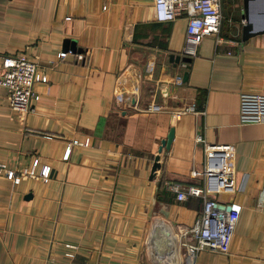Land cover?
Returning <instances> with one entry per match:
<instances>
[{
    "label": "crops",
    "instance_id": "0c3cea01",
    "mask_svg": "<svg viewBox=\"0 0 264 264\" xmlns=\"http://www.w3.org/2000/svg\"><path fill=\"white\" fill-rule=\"evenodd\" d=\"M152 1L0 0V61L23 53L46 75L22 113L0 86V264H57L65 242L77 264H163L144 241L154 222L189 225L200 210L199 197L176 200L166 187L201 183L190 174L203 159L196 134L234 145L235 189L215 200L236 217L226 252L201 250L194 264H264V120L238 117L240 92H264V31L242 39L241 0H221L218 32L173 64L185 18L156 20ZM263 10L250 0L257 25ZM189 101L196 110L175 117Z\"/></svg>",
    "mask_w": 264,
    "mask_h": 264
},
{
    "label": "built area",
    "instance_id": "2783aa9c",
    "mask_svg": "<svg viewBox=\"0 0 264 264\" xmlns=\"http://www.w3.org/2000/svg\"><path fill=\"white\" fill-rule=\"evenodd\" d=\"M154 18L158 21L185 18L184 36L181 55L193 56L204 35L218 32L221 19V0H153ZM244 17L240 21L244 22ZM65 50L57 52L63 56ZM81 57V54H77ZM186 65V61L180 62ZM46 75L36 69V62L23 53L4 54L0 61V86L6 90L8 104L12 109L24 112L31 106V100L38 99L39 93L34 84L45 81ZM181 75H175V81L181 82ZM148 110H157L159 103L151 102L145 106ZM196 104L189 101L173 110L175 117L182 111H194ZM238 117L242 122L264 120V92L239 93ZM203 148V159L199 168L192 167L190 174L201 178L200 184L181 186L177 183L166 184L176 200H185L187 196L199 197L201 207L197 216L189 225H172L161 220L154 222L145 238V248L150 256L163 263L170 262L177 256L181 264H194L197 253L201 250L226 252L228 239L235 222V211L225 209L227 204L215 200L222 192L235 189L234 171L231 159L234 156V145L231 142H211L201 134L194 136ZM69 146L63 155L66 156ZM3 164L0 163V170ZM28 172H32L29 170ZM6 177L18 182L19 176L13 169L5 170ZM46 179V172L41 173ZM219 204L221 207H216ZM229 205V204H228ZM66 250L63 260L57 264H77L72 262L77 245L63 243Z\"/></svg>",
    "mask_w": 264,
    "mask_h": 264
},
{
    "label": "water",
    "instance_id": "95a60500",
    "mask_svg": "<svg viewBox=\"0 0 264 264\" xmlns=\"http://www.w3.org/2000/svg\"><path fill=\"white\" fill-rule=\"evenodd\" d=\"M249 3H250V0H241L243 16L245 19L244 22L241 24V29H240L242 39H245L248 36H251L257 32H263L264 31V25H257L250 18V16H249ZM262 18H264V10L262 13ZM73 44H74L73 41L71 39H68V38H65L63 41L64 48H67V47L74 48ZM77 50H79V48H77ZM168 59L170 61H172L173 64H175L176 62H178L180 60L188 62L190 60V56L183 55V54L180 55L179 53L170 52L168 54ZM186 76H187V72L183 71L182 80H186ZM172 134H173V129H172V127H170L168 129L166 135L160 139L159 144L157 146V151H160L163 146L164 147L168 146ZM157 158H158V153H156L153 157V161H152L151 166H150V174L149 175H152L155 168L158 167V165H159ZM263 190H264V186H263ZM29 196H30V194L28 193V194H26L25 197H29ZM215 206L221 207L219 204H215ZM225 209L229 210L230 205H226Z\"/></svg>",
    "mask_w": 264,
    "mask_h": 264
},
{
    "label": "rangeland",
    "instance_id": "374dc122",
    "mask_svg": "<svg viewBox=\"0 0 264 264\" xmlns=\"http://www.w3.org/2000/svg\"><path fill=\"white\" fill-rule=\"evenodd\" d=\"M264 19V18H263Z\"/></svg>",
    "mask_w": 264,
    "mask_h": 264
}]
</instances>
